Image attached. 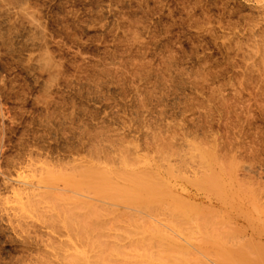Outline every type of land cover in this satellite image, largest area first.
Wrapping results in <instances>:
<instances>
[{
    "label": "rangeland",
    "instance_id": "374dc122",
    "mask_svg": "<svg viewBox=\"0 0 264 264\" xmlns=\"http://www.w3.org/2000/svg\"><path fill=\"white\" fill-rule=\"evenodd\" d=\"M194 143L238 164L232 191L248 197L232 193L230 246L264 256V0H0V264H64L68 232L15 197L46 164L169 146L192 178Z\"/></svg>",
    "mask_w": 264,
    "mask_h": 264
},
{
    "label": "bare ground",
    "instance_id": "6f19581e",
    "mask_svg": "<svg viewBox=\"0 0 264 264\" xmlns=\"http://www.w3.org/2000/svg\"><path fill=\"white\" fill-rule=\"evenodd\" d=\"M200 145L194 143L188 146V158L184 162L185 166L190 165L191 160L193 166L197 163L192 178L186 177L174 164L171 165L172 158H169L176 154L168 150L169 146L166 147L167 150L164 149L166 152L163 149H155L156 152L152 149L155 154H159L155 161L157 158L154 160L147 155L133 156L118 144L122 151L112 157L114 161L108 158L104 162L101 158L102 162L99 159L100 162L76 161L72 167H67L68 171L61 170V167H57L56 169H60L57 171L46 164L37 180L43 187L40 186V189L44 191H24L27 202L23 204L22 190L18 189L15 200L21 205V211L26 210V214L30 212L29 215L38 214L42 218L38 219L43 220V223L47 221L52 227L60 226L61 230L68 232L67 236L63 234L60 237L66 236L63 244L59 242L64 246L59 253L64 264H264L263 254L256 253L261 251H257L252 245L250 248L253 249L250 251L246 248L247 253L251 252L250 256L243 253L245 237L241 239L243 249L238 243L233 249L231 247L232 242L237 240L233 238L237 232L234 230L233 236L231 235L236 224L230 230V221L234 219L230 220V202L234 196L240 198L238 192L243 187L242 181L235 180L242 185L235 183L237 188L240 186L239 191H232V165L237 163H222L218 160L222 156L219 151L218 153L211 147ZM153 148L157 147L153 145ZM244 188L245 186L242 193H245ZM190 189L202 192L207 200L215 197L219 206H214L216 203L212 205L213 200L208 204L202 202L191 194ZM233 192L238 194L233 196ZM244 195L247 194H243L246 200L248 196ZM113 205L124 206L125 209L122 212L119 211L122 208L117 210ZM241 205L238 207L237 204L238 211L243 209ZM243 213L246 214L244 210ZM239 214L241 215L240 212ZM237 228L241 229L239 225ZM229 236H232V242H229ZM254 249L257 256L252 253ZM251 255L254 257L253 262ZM246 259L251 263H247ZM52 263L55 264L56 261Z\"/></svg>",
    "mask_w": 264,
    "mask_h": 264
}]
</instances>
